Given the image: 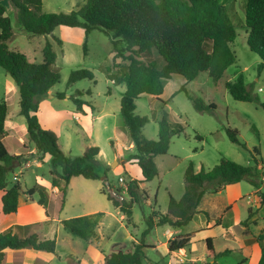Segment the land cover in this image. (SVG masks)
<instances>
[{
    "label": "rangeland",
    "instance_id": "374dc122",
    "mask_svg": "<svg viewBox=\"0 0 264 264\" xmlns=\"http://www.w3.org/2000/svg\"><path fill=\"white\" fill-rule=\"evenodd\" d=\"M85 1L42 0V11L45 14L69 13L77 10ZM220 1L236 30V38L230 44L236 63L227 69L220 83L214 85L205 73H200L194 81L188 83L180 80L178 76H172L163 80L164 92L158 99L142 95L134 103L133 115L147 120L142 128L144 139L157 141V122L162 117H167L173 134L168 153L154 158L158 176L139 186L148 198L133 204L132 219L129 222L107 200V196L118 202L130 200L125 190L128 181L125 164L131 163L128 159L135 154V150L129 147L131 140L120 115V102L125 85L113 84L105 72V69L109 68L111 73H116L125 62L122 58L113 59L110 37L99 31H92L86 37L82 28L57 27L50 35H30L18 24L16 10L12 5L8 1H0L13 31V38L8 44L10 50L18 51L29 61L40 64L43 47L49 43L56 55L55 66L59 70V81L52 87L51 93H48L38 110L41 126L45 130L58 133V142L67 156H81L91 147L100 150V154L92 163L100 179L93 181L82 177L73 178L66 190L64 208L58 213L56 198L60 193L58 189L53 190L50 186L49 158L39 160L40 154L28 149L34 146L27 140L26 122L19 115L18 90L0 69V102L7 106L5 124L9 129L8 135L0 138V141L10 153L14 150L20 153L24 149L23 158H28L29 153L32 154L28 162L22 163L8 176L9 187L18 183L22 191L20 198L28 202L33 201V197H28L27 191L35 183L39 184L38 179L47 184L55 217L43 225L45 229L40 238L56 239L55 252L61 256L55 255L53 264H105L106 256L114 253H132L139 243L152 246L144 251L142 264H239L242 261L241 251L233 254L229 252L215 260L207 261L205 242L200 239L201 235L193 234L196 231V225L193 223L183 228L191 235L189 245L176 254H167L168 256H164L160 247L157 249V246L164 245L159 241H164L162 234L165 227H157L146 233L147 219L151 214H165L170 197L176 201L181 199L184 192L183 177L190 163L196 171H208L218 165L222 158L243 166H254L251 153L253 149H257L260 153L259 159L262 160L255 166L256 172H264V111L260 106V103H264V69L258 73L257 67L261 60L246 44V1ZM57 40H60L61 44ZM119 47L125 48L126 44L121 43ZM153 62L158 70L165 66L161 57L154 58ZM78 70L90 71L93 80L85 79L68 85L70 73ZM239 75L244 77L247 86L253 88L252 93L260 103L235 101L224 89L225 81H234ZM182 86L206 105H213L214 114L196 112L183 92L175 94ZM77 92L81 93V96L77 97L90 108V124L88 120L80 123L74 119L72 113H77V109L70 97L76 96ZM57 93H64L65 99L56 98ZM226 128L236 130L239 141L247 149L231 143ZM130 171L134 176H138L135 167ZM119 178L123 179L122 184L118 181ZM63 186L61 182V188ZM262 192L264 194V187ZM35 197L37 198V195ZM260 208L261 210L256 211L261 215L259 222L245 227L248 231L247 234L244 231V236L256 238L260 234V226L264 227V205ZM12 219L13 216H8L7 220ZM7 220L1 222L0 227ZM240 234L243 235V230ZM168 236L166 235V238ZM244 263L252 264V260H245Z\"/></svg>",
    "mask_w": 264,
    "mask_h": 264
},
{
    "label": "trees",
    "instance_id": "16d2710c",
    "mask_svg": "<svg viewBox=\"0 0 264 264\" xmlns=\"http://www.w3.org/2000/svg\"><path fill=\"white\" fill-rule=\"evenodd\" d=\"M6 1L16 10L20 27L30 35H50L57 27L82 28L86 37L92 31H99L110 37L113 59L122 58L125 62L116 73H111L109 68L105 69V72L115 85L123 84L126 87L120 102V115L135 149V154L128 160L138 165L144 179L139 181L125 174L128 176L125 190L130 200L118 202L110 196H107V200L128 222L131 221L133 204L148 198L139 186L158 176L154 158L168 153L173 134L167 117H162L157 122V141L144 139L142 128L147 120L133 115L134 103L142 95L158 99L164 91L163 80L172 76H179L188 83L194 81L200 73H205L214 85L220 83L227 69L236 63L235 55L230 49V44L236 38V30L224 4L220 0H86L75 11L45 14L42 11V0ZM245 1L246 44L261 60L257 67L260 73L264 69V0ZM12 38L10 19L5 16V11L0 6V69L18 90L19 115L25 119L29 144L40 154L39 160L49 158L50 186L59 190L56 210L60 213L64 208L66 190L72 178L82 177L93 181L100 179L92 166L100 150L91 147L81 156H67L62 151L56 134L41 127L37 117L39 105L59 81V70L55 66L56 55L51 44L46 43L42 50V63L36 64L29 61L24 54L9 49L8 44ZM57 41L61 44L60 40ZM121 43H125L126 47H119ZM84 51L86 52V44ZM123 52L128 54L124 55ZM156 57L163 59L164 68L158 70L155 67L153 59ZM85 79L93 80V74L88 70L73 71L69 75L68 85ZM223 86L235 101L260 103L252 93L253 88L245 84L242 75L237 76L234 81H225ZM179 92L185 94L196 112L214 114L213 105H206L200 98L189 94L184 86L177 93ZM77 96H81V93L77 92L76 96L70 98L76 109L82 111L86 103ZM55 97L63 100L65 94L57 93ZM260 106L264 111V103H260ZM7 114V106L0 102V138H5L9 133L5 124ZM226 134L231 143L247 149L239 141L236 130L226 128ZM23 153L24 149L17 155L8 152L0 141V203L1 213L6 217L16 215L22 193L18 183L9 187L8 176L32 157L29 153L28 158H23ZM259 157V151L253 149L251 160L254 166H243L222 158L218 165L208 171H196L190 163L184 173V192L181 199L176 201L170 197L165 214H151L147 219L146 233L161 226H187L199 213L198 206L202 197L221 192L228 185L244 181L258 190L263 185L264 178V172L258 174L255 168L262 160ZM34 195L38 197L37 204L45 211L46 222L15 226L1 232L0 264H4L7 250L34 249L48 254L55 253L56 239L40 240L36 233L55 217L52 212L53 203L46 188L40 184L35 183L27 191L28 197ZM257 195L260 205L263 206L264 195L260 192H257ZM253 213L255 212L250 210L249 218ZM190 240V234L170 239L168 252L185 249ZM254 241L260 248L258 264H264V230ZM148 248L146 244L139 243L132 253H114L106 256L105 264H142L144 251ZM206 248L207 259L215 260L229 254V251L214 253L210 239L206 240ZM13 264H22V259L16 258ZM33 264L48 263L36 259Z\"/></svg>",
    "mask_w": 264,
    "mask_h": 264
},
{
    "label": "crops",
    "instance_id": "0c3cea01",
    "mask_svg": "<svg viewBox=\"0 0 264 264\" xmlns=\"http://www.w3.org/2000/svg\"><path fill=\"white\" fill-rule=\"evenodd\" d=\"M179 79L185 82L183 78L179 77ZM125 91H126V87H125ZM177 92H175V94ZM49 93H51V90L49 91ZM42 104L43 102L40 103L39 108L42 107ZM72 114L77 122L83 123L84 121L88 120V123L90 124V122L92 121V119L89 121V119L91 118V112H90V108L87 105L82 107V111L77 110V113H72ZM37 117L39 120L38 112H37ZM41 127L44 129L43 126ZM51 131L54 132L56 136H58V133L56 131L53 130ZM129 147H132L134 149L132 144H130ZM30 151L36 152L35 148H30ZM13 153L17 155L18 151L14 150ZM125 166H126L125 173L130 178L139 181H142L144 179L141 169L134 161L125 164ZM132 167H135L137 169L138 176H134L131 173L130 169ZM38 182L40 185L46 188L48 194H51V192L48 191L47 184L45 182L41 181V179L40 180L38 179ZM263 187L264 184L258 190H255L248 183L242 181L239 183L228 185L223 191L218 192L216 194L204 195L198 206L199 213L190 222L196 225L195 227L196 231H194L195 233L193 234H195L196 236L201 235L200 239L205 242V245H206V240L210 239L213 247V251L216 254L225 251H229L231 252V254H233L234 252L241 251L243 253V259L239 264H246L244 263L245 260H249V259L252 260V264H258L260 259L259 245L254 241V237H246L244 235L247 234L248 231V228L245 227L247 226L249 227L251 226V224L255 225L256 223L259 222V219L261 218L259 212H256L259 209L261 210L260 199L257 195V192L263 194L262 192ZM53 190H57V189L55 188ZM37 198L34 195L33 201L25 202V200L19 197L17 213L16 215L13 216L14 219L10 221L7 220L8 217L2 215L1 207H0V223L7 220V222H4L1 225L0 233L8 229H12L15 226H25V225L45 222L46 214L44 209L37 204ZM250 210L255 212L253 213V216L251 218H249ZM187 226L180 228L161 226V227H165V230L162 234V238H164V241H159V242H163L162 244L164 245L160 243L162 246H157V249H159L160 247L164 256H168L167 254L178 253V252H174V253L168 252V241L170 239H173L174 237L189 234L183 230V228ZM260 228L261 231L264 230L263 226H260ZM44 229L45 228H42L40 231L36 232L40 240H44L40 238V235L42 236ZM241 230H243V235L240 234ZM244 231H246L245 234ZM234 234L237 236H234ZM166 235H169L168 238H166ZM216 243L218 244V248H216ZM151 248L152 246H149L148 249ZM55 255L57 257L61 256L60 254H56V252L54 254H48L45 252L36 251L34 249H24L22 251L7 250L6 260L4 264H13L16 258H21L22 264H33L36 259H40L48 264H53L54 259L56 257ZM200 260L203 261V259Z\"/></svg>",
    "mask_w": 264,
    "mask_h": 264
},
{
    "label": "built area",
    "instance_id": "2783aa9c",
    "mask_svg": "<svg viewBox=\"0 0 264 264\" xmlns=\"http://www.w3.org/2000/svg\"><path fill=\"white\" fill-rule=\"evenodd\" d=\"M118 181L122 184L123 183V179L119 178Z\"/></svg>",
    "mask_w": 264,
    "mask_h": 264
},
{
    "label": "water",
    "instance_id": "95a60500",
    "mask_svg": "<svg viewBox=\"0 0 264 264\" xmlns=\"http://www.w3.org/2000/svg\"><path fill=\"white\" fill-rule=\"evenodd\" d=\"M116 165V163L114 164V166ZM103 180V179H102Z\"/></svg>",
    "mask_w": 264,
    "mask_h": 264
}]
</instances>
